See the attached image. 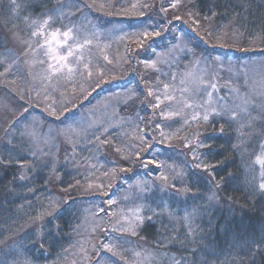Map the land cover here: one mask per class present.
Here are the masks:
<instances>
[{"label": "rangeland", "instance_id": "rangeland-1", "mask_svg": "<svg viewBox=\"0 0 264 264\" xmlns=\"http://www.w3.org/2000/svg\"><path fill=\"white\" fill-rule=\"evenodd\" d=\"M86 2L88 5L93 3L88 0ZM133 3L141 4V0H113L110 10H114L117 4L114 10L117 14H134L139 8L132 9ZM60 4L64 7L51 13L56 17L54 27H72L79 38V43L83 44L86 39L91 43L85 44L76 52V56L83 58L82 61L78 62L75 57L70 58V66L77 69L76 71L69 74L65 69L62 74L46 78L49 75L47 63H40L46 59L43 53L40 50L26 51L27 45L19 42L27 40L30 34V28L24 18L17 28L10 24L11 27L5 33L6 46L0 51V73H3L0 75V85H5L11 90L4 86H2L4 90L0 88V160L8 159L11 155L13 160L28 163V167H20L19 177L21 174L26 177L20 179L22 182H27L31 177L35 178L38 167H48L45 187L50 197L42 198L41 204L44 203L42 212L54 213L73 197L74 201L68 207L76 215L72 242L59 254L55 262L47 264L169 263L162 249L144 243L140 230L136 236L120 232L118 229L125 225L122 217L129 214V209L141 204L159 212L164 206L160 203L164 202L165 196L169 198L179 196L174 189L161 192L160 186L163 182L159 177L162 174L167 175L169 182L174 183L177 188L185 185L182 179L187 177L188 163L192 166L203 161V147H197V142L202 141L205 144L203 133L208 126V122L202 119L205 110H208L209 122L213 124L222 118L211 114L212 108L219 110L221 104L235 108V105L240 103L238 96L252 94L253 82H259L261 76H264V67H261L264 64V56L242 61L216 58L214 62H209L206 58L193 54L189 45L180 39L177 43L157 52L149 60L156 62L155 67L142 64V69H145L147 74L146 80L143 81L146 95L132 85H127L122 89L105 92L100 97L93 95L92 101L85 104L86 95L98 88L102 82L110 80L112 76L125 75L124 65L127 57L122 45L128 39L136 41L137 37L133 33L143 30L130 31L122 29L121 25L117 24H111L108 29L101 28L96 18L90 16L83 4L73 0H59L52 10L57 9ZM119 7L120 10H117ZM91 9L107 11L98 4H94ZM124 9H127V12L123 11ZM12 31L17 32L18 40L11 37ZM187 53H190V61L184 68L179 69V59ZM85 64H90L93 73L91 78L87 76ZM188 73L193 75L189 76ZM200 76H203L206 83L200 85L201 90L197 93L196 84L192 81L194 77ZM182 80L185 83L182 84ZM212 83L217 85L216 90L210 87ZM165 84L169 85L167 94L175 97L172 101L164 99ZM186 87L189 91L182 92L181 89ZM232 88L238 89L239 93L232 92ZM149 89L153 91V96L148 95ZM12 91L15 93H11ZM208 92H212L211 102L205 103L208 100ZM143 96L149 107L154 110L155 116L157 113L159 118L153 125L151 133L155 135L160 145L166 147L153 149V155L159 153L162 157L161 168L152 179H135L131 182L123 180L115 185L113 159L126 160L138 147L146 144V138L140 130L141 111L136 105L137 100ZM157 96L160 97V108L153 107L157 103ZM183 99L201 106L185 108ZM40 109L46 113V119L50 117L49 120L37 112L41 111ZM162 111L179 114L165 117L161 114ZM66 113L73 114L63 117ZM196 114H199L200 118L193 120L192 117ZM256 114L253 110L252 115ZM13 115L16 117L12 118ZM157 124L161 127H156ZM262 125L264 126V121L258 119L255 129L262 130L264 128ZM69 126L74 128L75 132L70 131ZM230 127L236 132L235 122L230 124ZM61 130L63 134H58ZM96 130L103 138L98 142L94 140L88 142V136ZM33 132L35 136L31 135ZM109 132H113L114 135L110 137ZM255 139L257 142L262 138L253 136L250 141L252 146ZM248 149L251 150V146ZM33 151L36 152L35 157L31 155ZM196 156L199 157V161L195 159ZM110 161L112 164H109ZM60 168L73 171L75 182L71 191L76 195L67 196L66 193L54 188L62 173L58 172ZM142 182H148L151 191L138 194L135 185ZM208 183L211 191L215 190L214 182ZM101 184L103 188L98 187ZM53 189L55 192H52ZM111 191L114 193H109ZM109 199L115 203L109 205L107 203ZM211 205L220 206L219 202H212ZM188 209L192 210L191 207ZM109 213L115 215L110 216ZM184 213L182 212V215ZM47 217L50 218L45 215L44 219ZM34 218L21 227L22 231L31 229L34 233L38 231L41 233L44 219ZM117 221L120 223L117 224ZM106 243L113 245L118 255L107 251L103 247ZM135 252H139L140 256H134ZM121 256L125 258L122 259Z\"/></svg>", "mask_w": 264, "mask_h": 264}, {"label": "trees", "instance_id": "trees-1", "mask_svg": "<svg viewBox=\"0 0 264 264\" xmlns=\"http://www.w3.org/2000/svg\"><path fill=\"white\" fill-rule=\"evenodd\" d=\"M86 1L73 0V2L83 4L90 16L96 18L97 24L101 28L108 29L111 24L121 25L122 29L130 31L144 30L147 27L150 31H159L160 35L145 41L143 47L133 40L125 41L122 45L127 57V62L124 65L125 75L112 76L110 80L102 82L98 88L86 95L85 104L92 101L93 95L100 97L105 92L122 89L127 85H132L136 90L146 95L143 81L146 80L147 74L145 69H142V64L151 60L157 52L170 44L177 43L180 39L189 45L193 54L204 57L209 62H214L216 58L242 61L264 56V41L251 42L253 37L261 33L262 25H264V0H192V10L199 13L195 16L199 25L193 23V20L188 17L186 13L189 9L187 7L182 6L178 10L169 8L167 13L162 12L161 6L168 7L172 0H141V4L148 3L152 7L139 8L134 14L123 15L114 11L117 4L114 10H110L113 0H95V4L104 5L103 9H106V12L99 9L92 10L87 6ZM88 1L93 2V0ZM57 2L59 3V0H45L44 4H39L37 0H33L31 9L22 11L19 15H12L10 19L9 0H0V51L6 46L5 33L11 27L10 24L17 28L21 19L29 12L34 18L39 17L42 11L54 9ZM117 10H120V7ZM212 11L217 13L215 17H212ZM140 12H143L144 15H140ZM175 16H179L180 19H174ZM206 16L209 19H205ZM225 32H227V36H224ZM241 32L243 35H239ZM217 36H221V39L216 40ZM189 56L190 53H187L180 57L179 69L184 68L185 64L190 61ZM2 86L6 87L0 85L2 89ZM14 95L12 96L14 97ZM136 105L141 111L142 120L140 123L142 126L140 130L146 138V144L138 147L132 153L133 155L127 157L126 160L118 159L116 161L113 159L115 185L123 180L131 182L135 179H152L161 168L162 157L159 153L153 155V149L154 147L163 149L166 147L160 145L155 135L151 133L153 125L159 118L157 113L155 116L154 110L149 107L144 96L137 100ZM37 112L46 119L45 112L42 110H37ZM72 114L62 115L65 117ZM15 117L16 115L12 116V118ZM49 119L50 117H47L46 120ZM219 123L221 125L224 120L214 121L213 124L208 122L207 129L203 133L206 146L202 148L204 156L202 162L215 165L213 169L209 170L215 175V181L212 180V177L210 178L209 171L196 168L194 165L191 166L187 162L189 171L186 174V179H182V182L191 188V192L187 195H176L170 198L165 196L164 202L160 203V205H164L166 202L169 210H174L177 218L182 217V212L189 211L188 208H193L197 204L206 205V197L211 193L208 182L213 181L215 184L221 177H224L223 186L218 192L220 206L211 205L208 207L213 225L209 226L208 213H205L202 220L197 221L205 229L206 234H202V240L197 238L194 243L190 242L188 251L182 249L178 243H171L170 240L164 241L168 245L166 248L159 247L157 241L162 236L179 232L183 238L185 233L183 222L179 219L170 220L167 213L154 217L155 223L140 229L146 245L162 249L167 255L166 259L169 260V263L165 264H171L173 256L178 260L184 258L186 264H242V262L243 264H264V253L250 259L251 251L247 243V241L259 238L264 234V212L260 210L261 203H264V197L257 196L253 200L252 190L247 183L251 174L246 168V163H251L254 155L249 157L247 153L240 152L239 156V152L233 149V145L237 143V132L229 124H225V131L220 134ZM100 135L96 130L88 136L87 141L98 142L103 138ZM109 135L112 137L114 133L109 132ZM96 137H100V139L97 140ZM258 142L255 139L253 146L249 142L246 147L251 146L249 151H252L253 148L258 151L256 149ZM1 160H4V163H0V241H4V243L0 244V261L12 264L14 260L21 261L31 258L35 264L55 262L59 254L72 242L76 215L68 207L74 201L73 197H70V200L66 202L62 199L65 203L50 218L47 217L42 221L41 240L47 250L38 252L39 244L33 246L31 243L36 233L31 229L22 231L21 227L43 211L42 198L50 197L45 187L48 167H38L35 171V178L31 177L27 182H22L19 179L20 164L16 162L17 160H13L11 164H7L8 159L6 158ZM148 161L155 163L148 164ZM157 164L160 167H157ZM60 171L62 172L60 179L57 184H54V188L59 192L66 193L67 196L76 195L71 191L75 182L73 171L65 168L58 169L59 173ZM228 173H231V176ZM52 192L55 190L53 189ZM109 193L113 194L114 191ZM180 213L181 215H179ZM161 223L167 226V232L165 228L161 227ZM237 226H246L247 231L241 235L243 229ZM192 248L196 249L194 255L190 251Z\"/></svg>", "mask_w": 264, "mask_h": 264}, {"label": "snow or ice", "instance_id": "snow-or-ice-1", "mask_svg": "<svg viewBox=\"0 0 264 264\" xmlns=\"http://www.w3.org/2000/svg\"><path fill=\"white\" fill-rule=\"evenodd\" d=\"M37 3L44 4L45 0H37ZM95 4V0H93L92 4L87 5L88 7H92ZM192 0H172V2L169 4L168 7L161 6V11L164 13H167L169 8L178 10L180 7H187L189 10L186 13L190 19L193 20V23L199 25V21L195 19V16L199 15V13L194 12L192 10ZM33 7V0H9V13L10 15H19L22 11H27L28 9H31ZM64 5L60 4L59 7L55 10H47L42 11L39 15V17L33 18L32 14L29 12L28 15H25L24 21L30 28V34L28 36L27 40H19L20 43L27 45L26 51L32 50L35 52L36 50H40L45 60H41L40 63L44 64L47 63L48 68V77L50 78L52 75L62 74L65 69H67L68 73L71 74L77 69H74L70 66V58L75 57V59L79 62L82 61L81 56H76V52L83 48L85 44H90V40H85L83 44L79 43L78 36L74 32V29L72 27H54L56 17L51 14L53 11H59L60 8H63ZM101 8L104 7L103 4L100 5ZM152 5L148 3H133L131 4L132 9L137 8H150ZM123 11L127 12V9H124ZM211 11V9H210ZM140 15H144L143 12H140ZM212 17H215L217 13L215 11L211 12ZM238 15V14H237ZM61 19L63 18V13H60ZM174 19H180L179 16H175ZM205 19H209V17H205ZM134 36L137 37L136 43L143 47L145 41L150 40L151 38L155 36H159V31H150L147 27L143 31L135 32L133 33ZM209 35H211V32H209ZM239 35H243V33H239ZM224 36H227V32L224 33ZM11 37L13 39H19L17 32L12 31ZM141 37L143 39H141ZM218 39H221V37H217ZM255 40H261L264 41V25H262V31L257 36L253 37V41ZM105 59H108L105 57ZM111 62V61H109ZM146 66L149 67H155L156 62L155 61H145L144 62ZM199 63V61H197ZM11 65H9V68ZM261 67H264V64L261 65ZM84 69L87 72L88 78L92 77V70L90 67V64H85ZM8 69L6 68L5 71ZM0 75H3V73H0ZM83 75V74H82ZM189 76H192V73H188ZM175 77H173L174 79ZM193 83L196 84V92L198 93L200 89V85H204L206 81L203 79V76L200 77H194ZM181 83H185V81H181ZM247 84V81H246ZM210 87L213 90L217 89V85L215 83H212ZM165 96L164 99L172 101L175 99L174 96L168 95L167 90L169 88V85L165 84ZM182 92H188L189 89L186 87L184 89H181ZM232 92L239 93V90L236 88L231 89ZM134 95V93H133ZM149 96H153V91L149 89L148 91ZM208 100L205 101V103H210L212 98V92H208ZM240 103L235 105V108L229 107L227 104H221L219 110L217 108L211 109V114H214L215 116L221 117L224 120V123H221L219 128V133L223 134L225 131V124H232L235 122L237 124L236 132H237V143L233 145V149L237 152L247 153L249 157L254 158L251 159V163H246V168L251 174V178L248 179L247 183L248 186L252 190V198L255 200L257 196L264 197V138L260 139L258 142V151L253 148L252 151H249V149L246 147V145L251 141L253 136H260L264 137V129L262 130H256L255 129V123L259 119L261 121H264V76H261V79L259 82H253V88H252V94H245L242 96H238ZM223 99V98H221ZM157 103L153 105L154 108H160V97H156ZM183 106L185 108H191V107H200L199 104H194L193 101L188 99L182 100ZM238 109L239 111H237ZM253 110L256 111V115L253 116L252 112ZM165 117H170L172 115H178L179 113L174 112H163L161 113ZM199 114L193 115L192 119L197 120L199 119ZM202 119L205 122H209V112L206 109L205 114L203 115ZM243 121V122H241ZM187 123V121H186ZM156 127H161V125L157 124ZM69 130L72 132H75L74 128H71L69 126ZM107 131V130H105ZM51 133V130H50ZM58 134H63V130L58 132ZM31 135L35 136V132L31 133ZM161 135L163 136L164 133L162 132ZM199 135V134H198ZM97 140L100 139V137H96ZM142 143L143 137H141ZM9 143H11V140H9ZM187 146V145H186ZM206 145L203 144L202 141L197 142V147H205ZM15 147V145H13ZM119 151V149L117 150ZM31 155L33 157L36 156V152H31ZM137 156H139V153H137ZM195 159L199 161V157L196 156ZM20 164L21 168L28 167V163L16 161ZM0 163H4V161L0 160ZM13 163V158L11 155L8 158L7 164ZM148 164L155 163L154 161H148ZM157 167H160L159 164L156 165ZM194 167L196 168H202L204 171H209L210 169H213L215 165H210L207 163H204L202 161H199L194 164ZM258 168V173H257ZM53 171H55V168L53 167ZM209 175L212 177V180L215 181V175L209 171ZM229 176H231V173H228ZM26 177L21 174L19 179L23 180ZM159 179L163 182L160 186V191L165 192L169 189H174L176 194L179 195H187L191 192V188L187 185H184L181 188H177L174 183L169 182V178L167 175L162 174ZM224 177H221L219 181H216L213 185L214 189L211 191V194L206 197L207 204L206 205H200L197 204L193 206L191 211H185L184 215L182 217L177 218L175 216L174 210H169L167 203H164V206L160 209L159 212H157L156 209L148 206V205H137L134 208H131L128 210L129 214L126 216H123L122 219L125 221V225H121V227L118 229L120 232L130 233L132 236L138 235V232L140 229L144 228L146 225H151L152 223H155L154 217L157 216H163L165 213L169 216L170 220L179 219L183 222V227L185 229V233L183 238H181L179 232H176L175 234L168 233V235L162 236L160 240L157 241V245L159 247L166 248L168 245L164 241L170 240L171 243H178L179 246L184 249L185 251H188V244L194 243L197 238L201 239L203 238L202 234L205 233V229L203 228L202 224L197 223L198 220H202L205 213H208V207L211 206L212 202H219V189L223 186ZM79 183V181H77ZM92 185H89V188H91ZM99 188H103V184L98 185ZM135 190L138 194H143L146 192L151 191L150 186L148 185V182H142L135 185ZM31 191V190H30ZM195 197V194H193ZM141 198H143L141 196ZM127 199V197H126ZM231 199V198H230ZM109 205L115 203L114 200L109 199L107 201ZM253 207H255V204H253ZM103 211V209H101ZM260 210L264 212V203H261ZM52 212H40L37 214V216L34 218L35 220H43L45 215L51 216ZM110 216L115 215V213H109ZM209 215V226L211 227L213 225V221L211 220V213H208ZM120 221H117V224H119ZM58 227V225H57ZM161 227L165 228V231L167 232V226L163 225L161 223ZM243 231L241 232V235L244 234V232L247 231L246 226H237ZM7 239V238H6ZM4 241H0V244H3ZM32 245L35 246L39 244V247L37 248V251L47 249L45 248V244L41 240V233L38 231L35 235V237L31 241ZM250 251H251V257L250 259H254L256 255L264 253V234H262L259 238L251 239L247 241ZM103 247L113 253V255H118V253L115 251V248L111 244H104ZM191 253L194 255L196 252L195 248H192ZM134 256L139 257L140 253L135 252ZM122 259L125 257L121 256ZM147 259V258H146ZM0 264H5L4 261H0ZM12 264H35V261L31 258H25L23 261H12ZM171 264H186L184 258L176 259L175 256L171 258ZM243 264V262H242Z\"/></svg>", "mask_w": 264, "mask_h": 264}]
</instances>
